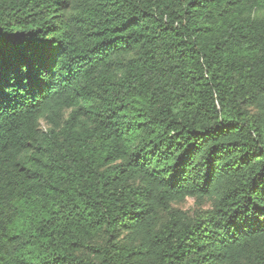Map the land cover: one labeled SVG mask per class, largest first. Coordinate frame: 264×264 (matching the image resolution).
<instances>
[{"label": "trees", "instance_id": "16d2710c", "mask_svg": "<svg viewBox=\"0 0 264 264\" xmlns=\"http://www.w3.org/2000/svg\"><path fill=\"white\" fill-rule=\"evenodd\" d=\"M260 175L264 0H0V264H264Z\"/></svg>", "mask_w": 264, "mask_h": 264}, {"label": "rangeland", "instance_id": "374dc122", "mask_svg": "<svg viewBox=\"0 0 264 264\" xmlns=\"http://www.w3.org/2000/svg\"><path fill=\"white\" fill-rule=\"evenodd\" d=\"M42 126L44 127L46 125V121H42ZM179 207L183 208L184 210H187L189 212H192L194 210H198L200 209V204L196 201L195 198L192 197H188L186 198L184 201L180 202L179 204H177ZM202 207V206H201ZM209 204H205L203 205L202 208L207 209L209 208Z\"/></svg>", "mask_w": 264, "mask_h": 264}, {"label": "snow or ice", "instance_id": "6c2138e0", "mask_svg": "<svg viewBox=\"0 0 264 264\" xmlns=\"http://www.w3.org/2000/svg\"><path fill=\"white\" fill-rule=\"evenodd\" d=\"M257 185L264 188V175H260L256 178Z\"/></svg>", "mask_w": 264, "mask_h": 264}]
</instances>
